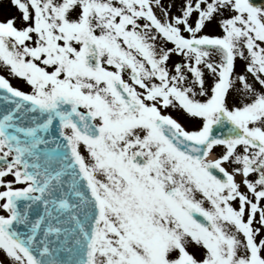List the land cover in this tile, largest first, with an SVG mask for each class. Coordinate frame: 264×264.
I'll return each instance as SVG.
<instances>
[{"label":"snow or ice","instance_id":"1","mask_svg":"<svg viewBox=\"0 0 264 264\" xmlns=\"http://www.w3.org/2000/svg\"><path fill=\"white\" fill-rule=\"evenodd\" d=\"M12 3L0 264H264V0Z\"/></svg>","mask_w":264,"mask_h":264},{"label":"rangeland","instance_id":"2","mask_svg":"<svg viewBox=\"0 0 264 264\" xmlns=\"http://www.w3.org/2000/svg\"><path fill=\"white\" fill-rule=\"evenodd\" d=\"M168 3H174L175 8L179 7L180 4H182L183 0H165ZM19 16L20 12L17 9V7L12 3V0H0V19H6L10 16ZM216 23L213 22V24L209 25L208 29L206 31L210 32H216ZM12 83L14 85L20 86L22 89H27L29 86L22 78H15L12 79Z\"/></svg>","mask_w":264,"mask_h":264},{"label":"flooded vegetation","instance_id":"3","mask_svg":"<svg viewBox=\"0 0 264 264\" xmlns=\"http://www.w3.org/2000/svg\"><path fill=\"white\" fill-rule=\"evenodd\" d=\"M162 3H163L165 6H167V5L169 4V3L166 2L165 0H162ZM171 11H172L173 13H175V12L177 11V7L175 8V6H174V7L171 9ZM219 31H220V29H219V27L217 26V27H216V32H219ZM169 46H171V45H169ZM181 59H182V58L179 57V56H173V57H172V60H173V61H179V60H181ZM243 69H244V61H243V60H239V61L237 62V71H243ZM211 82H212V80H211V77L209 76V77H208V83L211 84ZM181 119H182L183 122L186 123V126H191V122L188 121L186 117L181 116ZM216 151L219 152V149H217ZM237 179H241V178H240V177H237Z\"/></svg>","mask_w":264,"mask_h":264}]
</instances>
